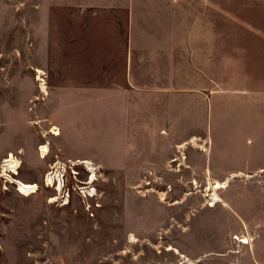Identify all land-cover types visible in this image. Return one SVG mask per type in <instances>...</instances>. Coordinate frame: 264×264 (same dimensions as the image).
<instances>
[{
	"label": "crops",
	"instance_id": "1",
	"mask_svg": "<svg viewBox=\"0 0 264 264\" xmlns=\"http://www.w3.org/2000/svg\"><path fill=\"white\" fill-rule=\"evenodd\" d=\"M34 11L67 102L141 125L145 156L192 140L194 170L225 186L209 210L216 248L196 257L264 264V0H34Z\"/></svg>",
	"mask_w": 264,
	"mask_h": 264
},
{
	"label": "rangeland",
	"instance_id": "2",
	"mask_svg": "<svg viewBox=\"0 0 264 264\" xmlns=\"http://www.w3.org/2000/svg\"><path fill=\"white\" fill-rule=\"evenodd\" d=\"M42 18L40 41L34 0H0V264H213L196 256L216 248L220 195L194 170L192 140L145 156L141 125L73 107L54 88Z\"/></svg>",
	"mask_w": 264,
	"mask_h": 264
},
{
	"label": "bare ground",
	"instance_id": "3",
	"mask_svg": "<svg viewBox=\"0 0 264 264\" xmlns=\"http://www.w3.org/2000/svg\"><path fill=\"white\" fill-rule=\"evenodd\" d=\"M55 135H57V133ZM40 151H41L42 155H45L47 152L45 147H41ZM8 164H9L8 166L10 167V169H12L14 171L15 168L12 166L14 164L12 155H10V157H9ZM47 181H48V183H52L50 177H47ZM16 183H17V187H18L17 191L23 196H29L30 194H33L36 191V186L26 185V184H23V183L18 182V181ZM224 188H225L224 185L216 184L214 187V190H220V189H224ZM216 200L218 201V199H213L212 203L209 206L213 207L215 205ZM233 239L237 240L236 237ZM241 242L247 243V239H243V240H241Z\"/></svg>",
	"mask_w": 264,
	"mask_h": 264
},
{
	"label": "built area",
	"instance_id": "4",
	"mask_svg": "<svg viewBox=\"0 0 264 264\" xmlns=\"http://www.w3.org/2000/svg\"><path fill=\"white\" fill-rule=\"evenodd\" d=\"M51 175L50 173H48L45 177V182H47V176ZM241 244H246V243H241Z\"/></svg>",
	"mask_w": 264,
	"mask_h": 264
}]
</instances>
